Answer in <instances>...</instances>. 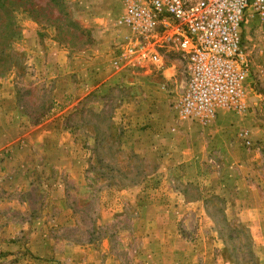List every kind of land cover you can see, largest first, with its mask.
Instances as JSON below:
<instances>
[{"label": "rangeland", "instance_id": "rangeland-1", "mask_svg": "<svg viewBox=\"0 0 264 264\" xmlns=\"http://www.w3.org/2000/svg\"><path fill=\"white\" fill-rule=\"evenodd\" d=\"M9 2L18 34L0 29V264H264V18L243 24L246 109L203 129L176 108L181 55L168 52L166 70L115 63L120 0ZM95 43L105 62L85 55ZM116 71L130 78L100 85ZM205 131L214 150L176 158Z\"/></svg>", "mask_w": 264, "mask_h": 264}, {"label": "built area", "instance_id": "built-area-1", "mask_svg": "<svg viewBox=\"0 0 264 264\" xmlns=\"http://www.w3.org/2000/svg\"><path fill=\"white\" fill-rule=\"evenodd\" d=\"M118 22L125 35L115 63L166 70L175 51L186 63L188 81L176 108L205 125L219 110L242 111L251 61L243 45L246 16L264 18V0H120Z\"/></svg>", "mask_w": 264, "mask_h": 264}, {"label": "crops", "instance_id": "crops-1", "mask_svg": "<svg viewBox=\"0 0 264 264\" xmlns=\"http://www.w3.org/2000/svg\"><path fill=\"white\" fill-rule=\"evenodd\" d=\"M93 15H94V13H93ZM115 26L119 32V27L117 26V23H115ZM49 32H51V30H49ZM118 40H120V39H118ZM96 43L94 44L93 47L86 50L85 55L90 60H94V61L99 60L101 62H105L104 61V55H102V54L100 56L95 55L96 54L95 50L98 46V44L96 45ZM106 62H108V65L109 64L112 65L111 64V63H113L112 56L108 57V60ZM126 72L127 71H124V72H121V71L117 72L116 71V72H110V73L108 72L105 77H102L100 85L104 84L107 86L108 85L107 83H110L112 80L118 81V82H121L122 80L126 81L127 79L130 78V77H127L128 73H126ZM104 74H106V72H104ZM132 75H133V73H132ZM135 79H136V77H135ZM138 79L139 78L137 77V80ZM225 110H227V109L219 110V112H218L219 114L217 115L218 120H220L221 118H223V116H225ZM227 111L233 112L231 110H227ZM201 126H202L201 128L204 129V125H201ZM210 133L214 134V132H212V131H205V133H202L201 134V137H202L201 140L199 142L198 141L196 142L197 143L196 147L194 146V149L191 150L190 152H187L186 150H182V148H185V149L187 148V145H188L187 141L185 142L186 144H181V147H180L181 149H180L179 153L177 154L176 158L180 159V160H200V159L203 160L205 158V154H209L211 150H214L212 148V146L214 144V140L216 142V139H215L216 135L211 136ZM233 137H234L235 141L237 142L238 140L236 138V135H233ZM229 142L231 144L234 141L232 142V139H230ZM224 146H226V144ZM228 152L232 153L230 150Z\"/></svg>", "mask_w": 264, "mask_h": 264}, {"label": "trees", "instance_id": "trees-1", "mask_svg": "<svg viewBox=\"0 0 264 264\" xmlns=\"http://www.w3.org/2000/svg\"><path fill=\"white\" fill-rule=\"evenodd\" d=\"M13 4L9 2L8 4L6 3V0H0V10L3 8L7 15V23L5 25H0V29L3 32H6L7 34H10L8 38L10 37H15L18 34L17 27H16V22H15V14H14V8H12ZM11 7V9H8ZM4 47L0 46V74L4 73L6 70L9 69L8 64V58L5 55V50H3ZM7 72V71H6ZM5 72V73H6Z\"/></svg>", "mask_w": 264, "mask_h": 264}]
</instances>
